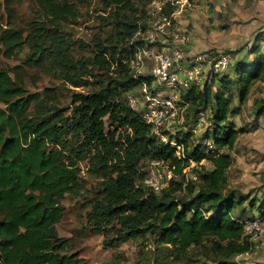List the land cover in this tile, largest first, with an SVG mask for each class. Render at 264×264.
I'll use <instances>...</instances> for the list:
<instances>
[{"label": "trees", "instance_id": "16d2710c", "mask_svg": "<svg viewBox=\"0 0 264 264\" xmlns=\"http://www.w3.org/2000/svg\"><path fill=\"white\" fill-rule=\"evenodd\" d=\"M15 1L0 0V11L6 10L12 19ZM35 1L40 17L28 20L25 28L14 27L12 19L8 26L0 25V54L12 57L27 48L22 65H0V264H80L74 253H62L66 242L54 238L53 226L62 215L60 200L80 181L78 160L84 159L101 179L87 221L97 232L113 230L109 245L149 233L176 255L186 256L191 247L202 249L198 264H243L236 256L253 250L243 220L264 216V192L246 197L229 187L228 149L246 130L235 126L233 115L247 101L253 84H264V54L253 51L251 59L241 58L230 73H213L201 88L181 93L187 102L182 122L189 126L186 133L192 135L195 116L203 110L206 122L209 119L216 129L206 130L193 148L178 138L184 151L178 157L176 147L155 135L121 98L129 90L137 93L127 62L129 39L150 0H100L108 15H123L115 24V38L97 39L93 54L76 60L62 30L63 23L77 18L76 1ZM26 65L73 88L93 82L96 87L72 93L68 116L47 94L27 92L22 84ZM89 65L101 76L95 78ZM251 109L264 119V88ZM105 117L114 126L107 132ZM120 126L124 128L119 132ZM207 138L215 143L208 151L203 146ZM188 158L196 160V180L186 181L181 174ZM152 159L174 165L173 174L182 179L173 178L166 189L153 191L146 183ZM202 159L208 164H201ZM177 189L188 198L177 196Z\"/></svg>", "mask_w": 264, "mask_h": 264}, {"label": "rangeland", "instance_id": "374dc122", "mask_svg": "<svg viewBox=\"0 0 264 264\" xmlns=\"http://www.w3.org/2000/svg\"><path fill=\"white\" fill-rule=\"evenodd\" d=\"M75 1L78 9L77 18L62 24L63 35L71 40L73 58L87 59L93 54L97 39L104 41V39L115 38V24L123 18V15L119 12L108 15L109 10H104L100 0ZM231 1L233 0H194L197 5L196 20L199 21V27L205 33L206 39L211 44H225V46L209 48L232 54L230 65L223 73H230L234 64L241 58L251 59L255 54L253 51L264 54V0H234V3ZM146 5L143 6L144 10ZM13 9L16 14L13 19L6 10L0 11V25L8 26L12 19L14 27L25 28L28 20L40 17V9L35 0H17L13 4ZM101 15L106 16L108 20H101ZM252 17L257 20L253 28L249 23ZM230 27H232L231 33L226 29ZM249 28L253 29V36L247 34L251 32ZM241 35L243 38H240ZM26 53L25 47L12 57L0 54V65L8 68L17 64L22 65ZM237 53L240 55L235 57ZM88 68L97 75L95 78L101 76L102 73L98 69H93L90 65ZM10 74L12 75V71ZM22 76V84L28 93L35 96L40 93L47 94L68 116L72 108V93L74 91L88 92L96 87L93 82L73 88L56 76L27 65L23 67ZM263 88V83L259 81L254 83L247 101L240 107L239 113L232 117L236 127L242 126L246 130L239 133L232 148L228 149L232 156V163L226 175L229 187L235 188L246 197L255 194L263 195L264 192V119L256 118L251 109L254 98L262 95ZM124 97L125 94H122L121 98L126 101ZM235 103L236 99L233 101V104ZM180 105L185 106L186 110V104L180 103ZM104 120L105 132L112 130L114 126L109 124L106 117ZM172 125L178 132V138L181 141L186 140L190 148L202 140L206 130L211 132L216 129V125L208 119L197 133L189 136L186 133L188 124L184 126L182 121L176 119ZM123 128L120 126L118 131L120 132ZM78 166L80 181L73 192L66 193L60 200L63 206L62 215L53 226L54 238L66 242L62 253H74L80 258V264H185L186 262L198 264L202 249L191 247L186 256L176 255L170 247L162 245L149 233L109 245V239L115 237L113 230L97 232L87 221V212L91 208V202L99 194L98 187L101 179L98 174L89 170L88 159L78 160ZM185 173L183 172V176ZM176 179H182L181 174ZM175 194L188 198L182 189H177ZM258 255L264 256V244H261L259 248L255 247L252 252L244 256ZM239 260L241 263L246 261L241 256Z\"/></svg>", "mask_w": 264, "mask_h": 264}, {"label": "built area", "instance_id": "2783aa9c", "mask_svg": "<svg viewBox=\"0 0 264 264\" xmlns=\"http://www.w3.org/2000/svg\"><path fill=\"white\" fill-rule=\"evenodd\" d=\"M196 10L194 0H150L129 39L127 62L130 75L137 84L138 95L129 90L125 99L152 126L155 135L176 147L178 157L184 156L183 143L178 142V132L172 123L176 119L182 122L184 119L185 106L180 103L187 106V102L181 99V93L192 86L201 88L211 74L225 70L231 61V55L226 51L189 49L191 34L181 26L180 20ZM145 76L149 80L143 78ZM205 124L206 111L203 110L195 116L191 133H197ZM203 146L207 151L212 150L214 140L204 139ZM200 163L208 164L204 159ZM195 166L196 160L186 159L181 173L186 172V181L197 179L192 171ZM172 168L174 165L169 167L163 159L150 160L146 183L155 192L166 189L170 181L180 175H174ZM263 220L264 216L243 220L253 249L264 244Z\"/></svg>", "mask_w": 264, "mask_h": 264}, {"label": "crops", "instance_id": "0c3cea01", "mask_svg": "<svg viewBox=\"0 0 264 264\" xmlns=\"http://www.w3.org/2000/svg\"><path fill=\"white\" fill-rule=\"evenodd\" d=\"M231 2L234 3V0ZM249 20H250L249 21L250 27L253 28L257 20L253 17L250 18ZM180 24L182 27H185L186 29H188V31L191 34V42H190V46H189V49L191 51L202 50V49L209 48L211 46H217V47H220L221 45L225 46V44H219V45L218 44H211L206 39L205 33L199 27V21L196 20V13L189 15V16H185L184 18H182L180 20ZM223 25L226 26V24H223ZM226 29L228 30L229 33L232 32V27L226 28ZM248 30H251V32L247 33V34L250 36H253V34H254L253 29L249 28ZM238 38H239V35H238ZM240 38H243V36L241 35ZM237 55L239 56L240 54L237 53L235 57H238ZM231 56H232V54H231ZM244 255L245 254L240 255V256L246 260V261L244 260L245 262H243L245 264H264V256H262V255L252 256V257H248V256H244Z\"/></svg>", "mask_w": 264, "mask_h": 264}]
</instances>
